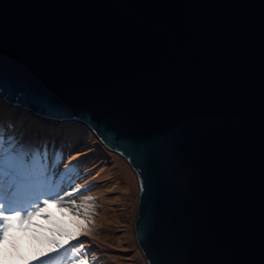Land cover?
<instances>
[{
    "label": "water",
    "instance_id": "water-1",
    "mask_svg": "<svg viewBox=\"0 0 264 264\" xmlns=\"http://www.w3.org/2000/svg\"><path fill=\"white\" fill-rule=\"evenodd\" d=\"M0 97L127 162L147 264H264V0H0Z\"/></svg>",
    "mask_w": 264,
    "mask_h": 264
},
{
    "label": "rangeland",
    "instance_id": "rangeland-1",
    "mask_svg": "<svg viewBox=\"0 0 264 264\" xmlns=\"http://www.w3.org/2000/svg\"><path fill=\"white\" fill-rule=\"evenodd\" d=\"M4 100L0 97V137L15 138L33 149L43 150L46 146L50 153L62 152L63 160L57 168L59 173H63L66 167L81 166L77 169L78 174L72 176L71 183L91 189L84 193L93 197L90 221L83 216L63 215L55 205L49 209L58 220L86 223L89 234L81 235L78 241L71 243L83 242L90 254V262L91 254H94V264H147L134 237L139 186L127 162L116 153L107 151L82 123L70 121L49 125L39 117L7 105ZM81 199L76 203L80 204ZM33 223L44 225L46 221L37 217ZM70 226L74 227V224ZM41 232V229L30 228L27 232L14 233L16 250L25 256L34 254L44 246L42 238H38ZM4 248L13 251L8 244ZM0 264L21 262L8 259Z\"/></svg>",
    "mask_w": 264,
    "mask_h": 264
},
{
    "label": "snow or ice",
    "instance_id": "snow-or-ice-1",
    "mask_svg": "<svg viewBox=\"0 0 264 264\" xmlns=\"http://www.w3.org/2000/svg\"><path fill=\"white\" fill-rule=\"evenodd\" d=\"M62 159V152L50 153L46 146L43 150L33 149L15 138L0 137V261L94 264V254L90 262L83 242L71 243L89 234L87 225L79 220H58L49 210L55 205L63 215L83 216L90 221L93 197L84 193L91 189L71 183L72 176L78 174L77 166L66 167L63 173L57 171ZM77 199H81L80 204L76 203ZM37 217L46 224H34ZM30 228L42 230L38 238H42L44 246L25 256L16 250L14 233L27 232ZM6 244L12 252L4 248Z\"/></svg>",
    "mask_w": 264,
    "mask_h": 264
},
{
    "label": "clouds",
    "instance_id": "clouds-1",
    "mask_svg": "<svg viewBox=\"0 0 264 264\" xmlns=\"http://www.w3.org/2000/svg\"><path fill=\"white\" fill-rule=\"evenodd\" d=\"M20 105H14V106H12V107H16L17 109H19L20 110V107H19ZM20 111H22V112H25V113H27L26 112V110L25 109H23V110H20ZM21 112V113H22ZM28 114H33V112L32 111H28ZM38 115V114H37ZM38 117L40 118V119H42L43 121H45V122H48L50 119L49 118H45V117H42V116H40V115H38ZM51 125V124H50Z\"/></svg>",
    "mask_w": 264,
    "mask_h": 264
},
{
    "label": "bare ground",
    "instance_id": "bare-ground-1",
    "mask_svg": "<svg viewBox=\"0 0 264 264\" xmlns=\"http://www.w3.org/2000/svg\"><path fill=\"white\" fill-rule=\"evenodd\" d=\"M5 102H6V101H5ZM6 104L9 105V106H12V105H11L10 103H8V102H6ZM68 135H70L69 132H67V136H68ZM27 146L29 147V145H27ZM83 223H85V222H83ZM85 224H86V223H85ZM74 227H75V225H74Z\"/></svg>",
    "mask_w": 264,
    "mask_h": 264
},
{
    "label": "trees",
    "instance_id": "trees-1",
    "mask_svg": "<svg viewBox=\"0 0 264 264\" xmlns=\"http://www.w3.org/2000/svg\"><path fill=\"white\" fill-rule=\"evenodd\" d=\"M68 132V131H67ZM66 135H67V133H66ZM27 146V145H26ZM63 160V159H62ZM81 166L79 165V164H77V169H79Z\"/></svg>",
    "mask_w": 264,
    "mask_h": 264
}]
</instances>
